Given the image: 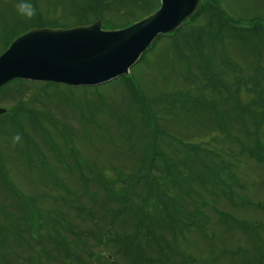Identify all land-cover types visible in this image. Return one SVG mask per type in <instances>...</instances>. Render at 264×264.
Wrapping results in <instances>:
<instances>
[{"label": "rangeland", "instance_id": "374dc122", "mask_svg": "<svg viewBox=\"0 0 264 264\" xmlns=\"http://www.w3.org/2000/svg\"><path fill=\"white\" fill-rule=\"evenodd\" d=\"M215 1L223 13L207 11L182 34L159 39L131 70L130 84L125 78L77 88L25 81L22 91L12 86L0 96L7 114L18 103L32 111L15 125L0 123V264H264V107L258 100L264 0ZM160 2L111 0L97 14L84 12L85 0H0V57L22 33L87 26L97 17L109 21L107 30H120L149 17ZM205 6L207 0L200 10ZM202 85L209 90L204 99L198 98ZM10 94L19 101L12 103ZM154 143L170 161L210 155L220 167L216 174L200 176L194 167L185 178L173 176L180 190L171 187L170 196L172 190L173 197L198 194L202 178L207 198L226 192L230 201L221 197L216 207L246 223L227 216L228 223L210 208L202 209L209 226L185 235L139 221L133 197L127 204L117 200L133 195L128 183ZM196 147L197 153L181 154Z\"/></svg>", "mask_w": 264, "mask_h": 264}, {"label": "water", "instance_id": "95a60500", "mask_svg": "<svg viewBox=\"0 0 264 264\" xmlns=\"http://www.w3.org/2000/svg\"><path fill=\"white\" fill-rule=\"evenodd\" d=\"M203 0H161V8L123 30L106 31L102 20L73 29H35L0 57V90L22 80L97 87L130 70L161 35L179 30ZM0 109V117L6 114Z\"/></svg>", "mask_w": 264, "mask_h": 264}, {"label": "trees", "instance_id": "16d2710c", "mask_svg": "<svg viewBox=\"0 0 264 264\" xmlns=\"http://www.w3.org/2000/svg\"><path fill=\"white\" fill-rule=\"evenodd\" d=\"M110 1L111 0H88L87 2L85 0L84 4H86V6L83 8V10L84 12L88 11L92 13L103 14L106 11L105 9L106 4ZM114 1L116 0H112V2ZM207 1L210 3V6L209 7L205 6V8H203L204 10H200L202 9L201 7L199 11L197 12V14L191 20L186 22L185 25L180 30L174 33L175 35L177 34L176 36L182 34L185 28H187L193 21L198 20V18H200L207 11H209L208 13L211 12L212 17L216 16L218 13H221V12L223 13L222 10L216 8L217 2L215 0H207ZM105 23L109 24V21L106 20ZM58 27L59 26H57L56 28ZM20 35H18L14 39L18 38ZM163 37H167V36H161L157 39V41ZM130 82L131 81L128 80L126 83L130 84ZM26 85H29V83H26L23 81L14 82L4 87L0 91V96L6 92H9V90L12 89L11 88L12 86H15L12 92L14 90H17L16 92H20L23 90V88ZM212 86H214V84ZM260 87L261 89L263 88L262 89L263 92L258 94V100L260 101V105L264 107V87L263 85H261ZM206 91H209V90H207V88L204 85H202V88L200 89L201 94H199L198 98L204 99L205 96L203 94ZM137 92L138 91L134 89V93H137ZM9 99L11 100L12 103L13 102L17 103L19 101L15 99L14 95H11V94L9 95ZM140 111L145 112V109L142 108ZM23 113H27L31 115L32 111L26 110L21 105V103H18L17 106H15L13 110H11L10 114H6L5 116L0 118V123L3 121L5 122L11 121L12 125H15L17 118L21 117ZM151 117L153 118V120L156 118L153 112H151ZM261 117L264 118V109L262 110ZM146 127L145 129L149 131H153V133L156 132L153 129L150 130L149 126H146ZM154 144L155 145L152 146L153 149L151 153L149 151L148 154L143 158L141 162L142 165L138 173L135 174V176L133 175V181H129L128 183L132 185L133 187V195L129 193L127 195L121 196V198L117 200L121 203L127 204L132 201V197H133V214L138 217L139 221H141L142 223H147V222L150 223V225H152V227L156 231L171 230V231H174L176 234L185 235L186 231H190L194 228H197L199 230H204L209 226L208 224L211 222V217L207 215L206 211L202 209L210 208V209H213L216 214L222 215L224 219L227 216H231L234 221L237 220L241 224L246 223L244 220H240L237 217H234L233 215L223 213L221 210H219L216 207L218 201L221 200V197H223L225 200L230 201V197L228 194H226V192L221 193L218 196L217 200L207 198L209 196L211 197V192L209 189H207L208 187L206 188V185L203 181L204 179L202 178L201 180H202L203 185L201 188V192H199L198 194L193 196L191 193H187L183 196L182 192H179L178 194H176V197H173L174 188L178 189V191L180 190L173 176L175 177L183 176L184 177V175H188V172L194 167L198 168L200 176H203L205 172L210 173V174L214 172L216 174L215 169H218L220 167L218 163H216L213 160V158L210 159V155H209L208 161H205V160L201 161L200 157L198 156L191 157V155L183 154L184 152H187V151L190 154H192V152L197 153V151L199 150L197 147L194 149L187 148L181 151V154H183L182 158L180 157L178 161H172V160L170 161L166 157L167 155L164 153L161 147V143H154ZM220 164H223V163L221 162ZM221 167L223 166L221 165ZM185 172L187 174H185ZM118 182H116L115 184H119ZM136 183L141 186V190H137ZM107 186L108 185H106V187ZM171 187H173L172 196H170L169 194ZM107 188H110V186H108ZM134 198H138L140 200V204L138 208H137V205L135 204ZM177 199L181 200L180 204H178ZM111 200L114 201L116 199H111ZM197 205H200L201 209H195L194 207ZM233 207L236 208L238 207V205L235 203ZM192 208H194V210H191ZM168 211L170 212L174 211L175 215L174 216L171 215ZM159 215H162V217L158 218ZM158 219H162V220H158ZM225 220H227L228 223L230 221V219H227V218ZM157 222H159L158 225H157ZM217 223L224 224L222 221H218ZM178 225H179V228L177 227ZM248 228H251V227H248ZM52 240H53V243H56L58 246L62 244V242H60L62 240L61 238H57V239L53 238ZM227 255H229V252L226 251L225 256ZM230 255L232 257H235V256H238V253L237 251L236 252L233 251V253H231ZM223 256L224 254L221 255L220 257L222 258ZM166 258L171 262L173 261V259H176V255L174 253L168 254ZM168 260H166V262H168ZM182 261L183 262H180V264L188 263V261L185 259H183Z\"/></svg>", "mask_w": 264, "mask_h": 264}, {"label": "clouds", "instance_id": "9594fccd", "mask_svg": "<svg viewBox=\"0 0 264 264\" xmlns=\"http://www.w3.org/2000/svg\"><path fill=\"white\" fill-rule=\"evenodd\" d=\"M17 140H19V137H16Z\"/></svg>", "mask_w": 264, "mask_h": 264}]
</instances>
